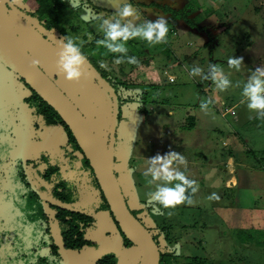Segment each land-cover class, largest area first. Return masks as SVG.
<instances>
[{
	"label": "rangeland",
	"instance_id": "1",
	"mask_svg": "<svg viewBox=\"0 0 264 264\" xmlns=\"http://www.w3.org/2000/svg\"><path fill=\"white\" fill-rule=\"evenodd\" d=\"M98 1L78 0L79 5L74 10L82 19L79 21L82 26L70 30L71 26L76 25V20L64 16L54 28L57 35L63 28L70 30V35L76 33L85 42L102 39L103 32L99 29L98 21L105 17L107 9L101 1L112 4L115 0ZM14 2L31 12L38 7L35 0H27L26 5L19 0ZM128 2L130 0L120 2L119 6ZM134 7L142 11L140 19L147 17L154 21L157 16H163L168 20L172 15L179 19L173 26L179 35L174 31L173 35L168 32L166 40L172 43L174 54L164 43L153 45L144 40H132L127 42L128 55L138 56V64H129L125 60L117 65L109 64L107 59L113 61L116 56L122 55L120 53L108 52L95 42L91 44L93 47L84 43L82 48L99 72L106 73L110 82H121L124 76L120 74L124 68L129 75L125 76L129 84L128 92L135 97L128 103L130 108L146 110V114L141 116L142 120L130 124L131 141L116 143L114 170L129 209L138 213L140 222L158 235V248L175 251L179 256L178 264H185L186 258L192 257L204 258L209 264H264V250L242 243L239 238L240 231L246 233L251 228L264 233V119H257L255 112L247 108L246 102H241L243 83L247 81L251 70L264 66V0H137ZM218 13L224 14L226 18L219 20L216 17ZM185 14L189 22L184 19ZM11 17L33 58L39 59V66L45 73L48 70L52 80L75 101L80 111H85L106 152L112 117V102L108 93H98L101 87L85 67L79 81L65 79L58 69L59 51L56 47L25 20L14 13H11ZM128 19H132L133 24L139 23L134 17ZM222 24L226 25V30ZM190 29L199 30L202 34L196 38L190 35L193 45L188 47L189 55L195 51L196 56L193 60L190 57L182 59V66V62L176 58L180 55L176 40L179 37L186 40L187 37L182 34ZM203 29L212 31L210 36L213 41L208 48L201 45L205 38L208 40V34ZM26 31L30 36L25 37ZM95 31L101 36L96 35ZM148 50L152 55L146 60L145 53ZM230 56L242 58L239 71L229 68L227 61ZM160 60L164 62H158ZM171 60L178 61L175 65L178 68L169 72L176 77L168 78L170 82H175L170 85L175 91H172L170 99L164 97L166 100L163 101L159 94L164 85L162 89L158 88L161 82L164 83L165 67ZM209 62L218 64L229 75L233 82L229 89L221 91L211 80L190 75L191 67L199 65L206 70ZM135 65L138 67L135 68ZM16 77L0 62V97L6 96L2 100L0 98V103L6 99V105H0V136L8 133L18 135L20 124L25 121L18 119L20 104L11 99H24L30 95V91ZM7 79L9 81H4ZM12 81L20 83L16 85L14 95ZM207 98H211L213 103L207 110H202L200 102ZM121 105L124 106L125 102H121ZM169 107L173 109V115L166 114ZM189 114L197 116L198 120L194 128L186 130ZM65 140L62 128H50L41 141L26 146L16 147L14 141L4 143L3 140L0 145V163L7 158V162L20 159ZM21 141L25 144L29 140L21 136ZM161 142L164 144L162 147L159 146ZM171 145L174 151L186 159V164L179 167L186 170L188 177L194 179L199 187L192 197V204L182 203L173 208H163L147 197V193L154 190V185H149L147 180L150 177L144 176L147 167L145 161L158 153L166 154L165 149L171 150ZM80 180L85 185L83 195L91 201L98 200L99 194L89 178L85 175ZM9 181L7 185L16 198L20 190L17 184H13L12 178ZM212 192H216L220 199L208 200ZM102 214L112 218L109 211ZM257 236L264 241V238ZM90 237L95 247L83 250L80 255L84 257L79 258L73 255L76 252L67 250L61 264H96L97 259L109 253L107 247L110 244L106 246L102 242L104 236L99 233L96 237ZM36 241L33 239L30 242ZM115 253L121 264H132L131 260L121 258L125 253ZM42 254L47 255L48 248H43Z\"/></svg>",
	"mask_w": 264,
	"mask_h": 264
},
{
	"label": "trees",
	"instance_id": "2",
	"mask_svg": "<svg viewBox=\"0 0 264 264\" xmlns=\"http://www.w3.org/2000/svg\"><path fill=\"white\" fill-rule=\"evenodd\" d=\"M37 5L35 18L51 32L57 34L54 28L64 14L65 3L62 0H37ZM184 19L188 21L186 14ZM178 20L173 15L167 20L170 35ZM60 33L64 35L62 30ZM96 68L98 70V67ZM8 70L29 89L30 95L17 101V104L21 106L18 109L20 117L18 119L20 121L25 119L24 124H20L21 129L18 135L8 133L0 136V145L3 140H5L4 143L14 141L16 147L38 143L50 128H62L66 140L20 159L7 162V158L0 163V202L3 201L0 203V264H61L67 250L83 251L95 247L96 244L91 240L90 234L97 229L98 214L103 211H109L112 215V220L122 237L123 246L135 247L121 231L90 162L65 121L25 80L10 69ZM100 73L107 79L106 73L102 71ZM110 84L116 89L119 97L120 122L122 120L121 102H125L122 97L125 89L123 86H127V83L111 81ZM194 127L195 118H188L185 129ZM21 136L29 141L22 143ZM85 175L97 190L98 200L91 201L88 196L83 195L85 185L80 179ZM11 178L13 184H17L20 190L16 198L7 185L9 180L11 182ZM188 193L190 190L186 192ZM193 195L194 193H191L192 197ZM131 212L140 221L138 213ZM150 232H153L154 241L157 246H160L158 235L154 234L153 229ZM239 234L242 243L255 245L264 250V241L259 240L257 236L258 234L263 239L264 233L251 228L246 233L240 231ZM33 239L37 241L31 243ZM43 248H48L47 255L42 254ZM159 251L160 264L179 263V256L174 250L167 251L159 247ZM118 261V255L110 252L97 259L96 264H119ZM185 264L209 263L204 258L192 257L186 258Z\"/></svg>",
	"mask_w": 264,
	"mask_h": 264
},
{
	"label": "clouds",
	"instance_id": "3",
	"mask_svg": "<svg viewBox=\"0 0 264 264\" xmlns=\"http://www.w3.org/2000/svg\"><path fill=\"white\" fill-rule=\"evenodd\" d=\"M135 0L121 4L117 11L98 21L99 29L103 32V38L97 39L96 44L103 46L111 53H120L113 60L114 64H120L125 60L129 64H138L137 57L128 55L127 42L133 39L144 40L149 44H158L166 41L169 31L165 17L157 16L156 20L140 19L142 11L134 7ZM136 18L139 23L133 24L132 19ZM89 35V39H91ZM59 52L57 65L65 79L79 81L83 76V68L88 59L82 50L85 41L71 35L57 40ZM229 68L240 70L242 58L230 56L228 58ZM34 66H39L37 58L32 59ZM191 76H199L203 80H211L215 87L221 91L229 89L232 81L229 75L216 63L209 62L207 68L196 66L190 69ZM241 102H246L247 108L255 112L257 119H264V66L251 70L248 79L243 83L241 90ZM213 103L211 98L201 100L200 108L207 110ZM147 165L144 176L150 177L147 180L149 185H154V190L147 193V197L153 199L163 208H173L176 205L187 203L192 204L191 193H196L199 185L194 179H190L186 170H181L179 165L186 164L184 155L176 151H169L166 154H157L147 158ZM190 190V193L186 192ZM208 200H219L220 196L212 192Z\"/></svg>",
	"mask_w": 264,
	"mask_h": 264
},
{
	"label": "water",
	"instance_id": "4",
	"mask_svg": "<svg viewBox=\"0 0 264 264\" xmlns=\"http://www.w3.org/2000/svg\"><path fill=\"white\" fill-rule=\"evenodd\" d=\"M11 13L23 18L38 33L59 48L57 43L59 38L37 19L19 8L13 0H0V29L4 27L9 38V44L15 53V57H12L0 42V62L6 68L19 75L35 92L41 95L58 112L70 128L84 155L90 162L121 231L139 250L141 256L138 264H160V251L153 235L129 209L115 174V150L120 115L119 97L116 89L87 59L84 66L112 100L108 150L105 152L99 143L96 132L78 106L40 66L32 64V59L34 58L21 39L12 20Z\"/></svg>",
	"mask_w": 264,
	"mask_h": 264
},
{
	"label": "crops",
	"instance_id": "5",
	"mask_svg": "<svg viewBox=\"0 0 264 264\" xmlns=\"http://www.w3.org/2000/svg\"><path fill=\"white\" fill-rule=\"evenodd\" d=\"M21 3H25L24 5H26V2H27V0H19ZM64 3H65V5H66V7H65V9H64V14H63V16L62 17H64V16H69L68 18H71V20H76L75 22H76V25H73V26H71V28H70V30H72V28H77L78 26H82V24L81 23H79V21L80 20H82L79 16H78V14L75 12V10L74 9H77V5H79V2H77L78 0H62ZM94 1H98V0H94ZM123 1H126V0H115V1H112V4H110V3H107V2H105V1H101V3H104V7L107 9V13L105 14V17H107V16H109L111 13H113V12H115V11H117V9H118V7H119V4H120V2H123ZM128 1V0H127ZM136 2H137V0H135ZM35 2H36V4H37V0H35ZM108 2H109V0H108ZM114 2H116L115 3V5H114ZM98 3H99V1H98ZM98 6V5H97ZM115 6V7H114ZM21 8H23V9H25V7H22L21 6ZM38 8V7H37ZM115 8V9H114ZM25 10H28L29 11V9L28 8H26ZM68 14H70V15H68ZM212 14H213V12H212ZM211 14V15H212ZM145 16H146V14H145ZM225 15L224 14H222V13H218L217 14V18L220 20V19H223V17H224ZM102 18H104V17H102ZM146 19H147V17H145ZM224 18H226V17H224ZM62 19V18H61ZM100 19V18H99ZM128 19V18H127ZM126 19V20H127ZM136 19V18H135ZM226 23H227V21L226 20H224ZM78 22V23H77ZM223 22V21H222ZM224 22V23H225ZM222 28H224V30H226L227 29V27H226V25L225 26H223V24H222ZM205 29V28H204ZM203 29V30H204ZM62 30V32H64V35L65 36H68V35H70V30L69 31H67V30H63V28L62 29H60V31ZM199 30H195V29H190L189 31H187V32H185L184 34H182V36H185V37H187V39L185 40L183 37H179L177 40H176V43H177V46H178V52H179V56H176V54H175V56H176V58H178L181 62H182V66H184L183 64V60L182 59H184L185 60V58H188V57H190L189 59L190 60H193V58L196 56L195 55V51H193V53L192 54H190L189 55V50H188V47H190V46H192L193 45V39H190V35H192V37H197V36H201V34L202 33H200V32H198ZM175 32V31H174ZM214 32V31H213ZM226 32V31H225ZM204 33L205 34H208V40L205 38L204 39V41L202 42V46H204L205 48H208L209 46H211V44H212V41H213V38L210 36V35H212V31L211 30H204ZM61 34V33H60ZM95 34L96 35H100L101 36V33L100 34H97V32L95 31ZM175 34H177V36L179 35V33L178 32H175ZM173 35V34H172ZM71 36H73V37H78L77 36V34L75 33L74 35H71ZM182 39L184 40V42L182 41ZM81 40H83V39H81ZM133 40H137L136 42H138V40H140V39H133ZM130 41H132V40H130ZM141 41V40H140ZM92 42H95L96 43V40H91L90 42H85V44H88L89 45V47H93V45H91L92 44ZM253 42V41H252ZM164 44H166L167 45V47H168V49L170 50H172L173 51V54L175 53V51H174V47H173V49H172V43L171 44H169V43H167V42H163ZM182 43H184V44H182ZM57 49V48H56ZM58 50V49H57ZM59 51V50H58ZM147 55V56H146ZM149 55H152L150 52H149V50L145 53V56H146V60H148V57H149ZM170 56V55H169ZM168 55L166 56V57H169ZM137 57V59H138V56H136ZM141 58L143 57V56H140ZM107 60H109V64H112L113 63V61H112V59H107ZM189 60V61H190ZM158 62H164V61H162V60H160V61H158ZM177 62L178 61H174V60H171L169 63H168V65H166V67H165V77H164V83L163 82H161L162 84L161 85H159V88L158 89H162V86L164 85V89L162 90V92H161V94H159V90H158V94L159 95H161V100H163V101H165L166 99L165 98H167V99H170L171 98V96H172V91H175V90H172V88H170L171 86V84H173V83H175V82H170L169 80H168V78H174V77H176L174 74H172V73H169V72H171V71H173L174 70V68H178L177 66H175V65H177ZM55 64V63H54ZM149 66H150V64H148ZM85 67V66H84ZM135 68H137L138 67V65H135L134 66ZM86 68V67H85ZM87 69V68H86ZM51 70V69H50ZM49 70V71H50ZM88 70V69H87ZM89 71V70H88ZM49 73V72H48ZM115 75H116V73H115ZM121 76H124L122 79H121V82H126L127 83V86H123V87H125V89L123 90V92H122V97L124 98V100H125V105L124 106H122V120L119 122V127H118V134H117V141H119V142H123V143H126V142H130L131 141V137H132V132H131V130H130V124H131V122H134V121H137V120H142V118H141V116L142 115H144V114H146V110H145V108H139V109H137V110H135V109H133V108H130V105L128 104V103H130V102H132V100L135 98V97H132L130 94H129V87H128V82L125 80L126 78H125V76H129L128 75V73H126V71L124 70V68H123V73H121L120 74ZM49 76L51 77V75H50V73H49ZM52 78V77H51ZM17 84H20V83H18L17 81H12L11 82V85H13V95H14V93H16V90H17V88H16V85ZM58 85V84H57ZM59 86V85H58ZM170 89V90H169ZM99 90V92L98 93H100V92H104L105 93V91L102 89V88H99L98 89ZM121 90V89H120ZM122 91V90H121ZM121 91H119L120 93H121ZM142 93V92H141ZM138 96V95H137ZM174 96V95H173ZM165 97V98H164ZM175 97V96H174ZM1 98V100H2V98H6V96H2V97H0ZM12 101H14V102H16V101H19V99H16V98H14V99H11ZM11 101V102H12ZM3 102V103H2ZM75 102V101H74ZM10 103V100L8 101V103L7 104H9ZM3 104H5L6 105V99H5V101H1V103H0V105L2 106ZM78 106V105H77ZM80 108V107H79ZM187 108V107H186ZM186 108H184V109H186ZM167 111H166V114L167 113H170L171 115H173V109L172 108H167L166 109ZM187 110V109H186ZM84 115H85V117L88 119V116L86 115V113H85V111H81ZM188 113H190V112H188ZM190 117H194L195 118V126H196V121L198 120V117L197 116H192V115H190L189 114V116H188V118H190ZM187 118V119H188ZM186 119V120H187ZM88 121L90 122V124H91V121L88 119ZM174 136V135H173ZM159 140H161V139H159ZM174 140V139H173ZM176 140V139H175ZM162 141V140H161ZM162 143V142H161ZM32 144V143H31ZM28 145V144H27ZM26 146V145H25ZM159 146H164V144L162 143V144H159ZM171 147V150H169L168 149V151H167V149H165L166 150V152L168 153L169 151H174V146L173 145H171L170 146ZM103 212H105V211H103ZM99 220H98V227H97V229L96 230H94L91 234H90V236H92L93 235V237H96L97 235H99V233L102 235V236H104V238H102V242L104 243V245H106V244H110V247H107L108 248V251H109V253L110 252H112V253H115V252H118L120 255L122 254V253H125V256L124 257H121V258H124L123 260H127V259H129V260H131L132 261V264H138L139 263V261H140V256H141V254H140V252H139V250L136 248V247H128V248H125L124 246H123V240H122V237H121V235H120V233H119V231H118V229H117V227H116V225L114 224V222H113V220H112V218H107V217H105V215L104 214H102V212L101 213H99ZM92 238V237H91ZM93 241V240H92ZM94 242V241H93ZM107 246V245H106ZM71 251V253L72 252H76L75 254H73V255H75V257L76 258H79V257H84V256H82V255H80L81 253H83L82 251H73V250H70ZM128 253L130 254V256L128 257ZM119 257V256H118ZM118 263L119 264H121V262H120V260L118 261Z\"/></svg>",
	"mask_w": 264,
	"mask_h": 264
},
{
	"label": "bare ground",
	"instance_id": "6",
	"mask_svg": "<svg viewBox=\"0 0 264 264\" xmlns=\"http://www.w3.org/2000/svg\"><path fill=\"white\" fill-rule=\"evenodd\" d=\"M0 42L3 45V47L5 48V50L12 56H14V50L12 48V46L9 44V38L7 36L6 31L4 30V27H2L0 29Z\"/></svg>",
	"mask_w": 264,
	"mask_h": 264
},
{
	"label": "flooded vegetation",
	"instance_id": "7",
	"mask_svg": "<svg viewBox=\"0 0 264 264\" xmlns=\"http://www.w3.org/2000/svg\"><path fill=\"white\" fill-rule=\"evenodd\" d=\"M13 2H14V0H13ZM15 3V2H14ZM16 4V3H15ZM17 5V4H16ZM19 8H21L19 5H17ZM21 9H23V8H21ZM23 11H25V12H27V14L29 13V15H31V16H33L34 18L36 17V11H34V12H31V11H28V10H25V9H23ZM31 13V14H30ZM32 13H34L33 15H32ZM15 15H17V14H15ZM18 16V15H17ZM20 19H22L23 21H24V19L23 18H21L20 16H18ZM36 19V18H35ZM13 20V19H12ZM14 22V21H13ZM27 23V22H26ZM14 24H15V22H14ZM28 25H29V23H28ZM32 29H33V27L31 26V25H29ZM44 26V25H43ZM15 27H16V24H15ZM47 28V27H46ZM17 29V28H16ZM49 30V29H48ZM18 31V30H17ZM51 31V30H50ZM53 31V30H52ZM18 33H19V35H20V32L18 31ZM53 33V32H52ZM54 34V33H53ZM26 35L27 36H30L29 35V33L26 31L25 32V37H26ZM57 38L59 37V35H60V39H62L63 37H65V35H62V34H59V35H57V34H54ZM42 36V35H41ZM20 37H21V39L23 40V38H22V36L20 35ZM44 38V37H43ZM45 39V38H44ZM46 40V39H45ZM24 42V41H23ZM57 48V47H56ZM28 49V48H27ZM29 52L31 53V55H32V52L29 50ZM33 56V55H32ZM90 61V60H89ZM91 62V61H90ZM43 70V69H42ZM46 74L47 75H49V73H48V70H46ZM106 79V78H105ZM107 80V79H106ZM108 81V80H107ZM109 82V81H108ZM110 83V82H109Z\"/></svg>",
	"mask_w": 264,
	"mask_h": 264
}]
</instances>
